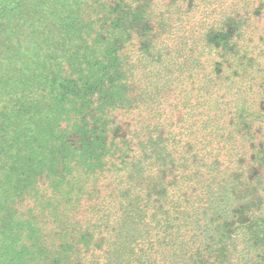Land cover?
<instances>
[{
	"label": "trees",
	"instance_id": "obj_1",
	"mask_svg": "<svg viewBox=\"0 0 264 264\" xmlns=\"http://www.w3.org/2000/svg\"><path fill=\"white\" fill-rule=\"evenodd\" d=\"M262 102L264 0H0V264H264Z\"/></svg>",
	"mask_w": 264,
	"mask_h": 264
},
{
	"label": "rangeland",
	"instance_id": "obj_2",
	"mask_svg": "<svg viewBox=\"0 0 264 264\" xmlns=\"http://www.w3.org/2000/svg\"><path fill=\"white\" fill-rule=\"evenodd\" d=\"M258 106L260 105L258 104ZM261 107L264 113V102H262ZM239 135L240 137L236 143L230 146L238 151L239 158L237 165H232L231 168L241 171L243 177L249 178L253 190H250L249 184H246V182L245 188L240 187L237 190L239 195L236 196L234 205L240 209L242 218L238 228H236V224L234 225V230L240 229V226L246 220L245 218L249 217L253 218L250 231H254L264 228V116L258 117L254 124L248 125L247 123L246 128L241 130ZM167 177L166 175L163 179L166 180ZM242 243L244 263L255 264L254 260L257 259L259 253L261 254L260 240H258V237L254 239L251 234L243 239Z\"/></svg>",
	"mask_w": 264,
	"mask_h": 264
}]
</instances>
